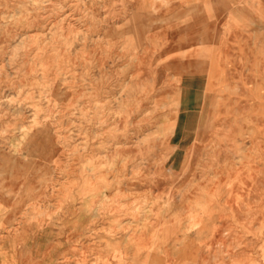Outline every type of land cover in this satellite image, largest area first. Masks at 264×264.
Returning <instances> with one entry per match:
<instances>
[{"label": "rangeland", "instance_id": "374dc122", "mask_svg": "<svg viewBox=\"0 0 264 264\" xmlns=\"http://www.w3.org/2000/svg\"><path fill=\"white\" fill-rule=\"evenodd\" d=\"M7 259L264 264V0H0Z\"/></svg>", "mask_w": 264, "mask_h": 264}, {"label": "crops", "instance_id": "0c3cea01", "mask_svg": "<svg viewBox=\"0 0 264 264\" xmlns=\"http://www.w3.org/2000/svg\"><path fill=\"white\" fill-rule=\"evenodd\" d=\"M5 251H7V252H10V251H11V249H9V248H6V249H4V252H5ZM7 257H10V255H8ZM18 260H20V259L18 258ZM5 261H7V262H6L7 264H11V263H9V262H10V260H8V259H7V260H5ZM17 264H22V263H21L20 261H18V262H17Z\"/></svg>", "mask_w": 264, "mask_h": 264}, {"label": "bare ground", "instance_id": "6f19581e", "mask_svg": "<svg viewBox=\"0 0 264 264\" xmlns=\"http://www.w3.org/2000/svg\"><path fill=\"white\" fill-rule=\"evenodd\" d=\"M68 17V16H67ZM86 39V38H85Z\"/></svg>", "mask_w": 264, "mask_h": 264}]
</instances>
